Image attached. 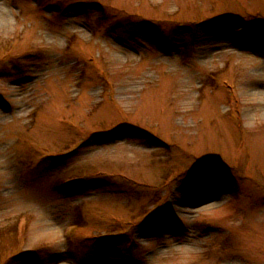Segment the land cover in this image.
Masks as SVG:
<instances>
[{
	"label": "rangeland",
	"instance_id": "rangeland-1",
	"mask_svg": "<svg viewBox=\"0 0 264 264\" xmlns=\"http://www.w3.org/2000/svg\"><path fill=\"white\" fill-rule=\"evenodd\" d=\"M0 264H264V0H0Z\"/></svg>",
	"mask_w": 264,
	"mask_h": 264
}]
</instances>
